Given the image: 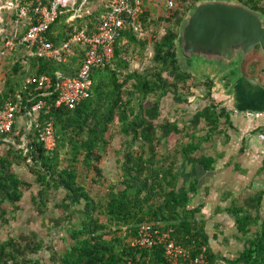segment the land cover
<instances>
[{
    "label": "trees",
    "instance_id": "trees-1",
    "mask_svg": "<svg viewBox=\"0 0 264 264\" xmlns=\"http://www.w3.org/2000/svg\"><path fill=\"white\" fill-rule=\"evenodd\" d=\"M197 1L181 0L182 6L170 17L158 19L169 23L165 32H154L151 38L146 34L148 13L144 11L139 21L120 35L113 61L95 70L90 98L75 108L60 106L40 111L27 134L23 131L18 135V125L12 133L0 132V228L10 223L9 213L15 215L26 191L35 185L38 191L32 193V201L42 215L50 210L53 194L64 192L55 204L62 214L54 220L60 228L64 223L69 225L63 249L56 248L54 239L47 243L35 231L0 238V264H45V250L55 264H168L162 247L140 249L134 245L145 222H161L177 245L191 249L193 257L205 253L209 264H264L261 205L255 207V215L246 207L237 212L244 250L234 259H227L210 245L201 214L204 205H192L199 192L198 178L188 181L179 171L183 163L195 171L199 167L215 169L218 158L207 155L205 146L222 135L229 137L228 130L234 128L231 110L222 105L224 101L211 96L214 81L209 78L201 83L183 70L176 52L182 21ZM240 1L264 14V0ZM106 10L105 3L72 23L67 22L71 13L61 14L46 35L55 45H61L85 25L94 30ZM132 47L139 48L144 58L148 50L152 51L141 69H131L126 57ZM256 51L260 52V47ZM85 53L86 47L74 44L65 53L64 61L58 62L27 56L23 47L17 48L6 58L12 62L0 89V108L8 99L19 101L22 97L26 114L34 104L29 101L37 94L34 85H27L28 80L51 76L56 83L57 73L76 76ZM262 65L263 60L256 59L245 71L257 76ZM202 86L210 103L197 111L189 123L161 119L164 98L173 95L179 104H192ZM56 97L45 98L50 104ZM50 121L56 138L53 151H48L39 139ZM201 121L204 126L200 128ZM116 123L125 142L120 149L121 174L117 181H111L105 177L102 164L112 146ZM24 135L29 142L21 148ZM12 138L15 140H6ZM21 166L28 167L33 182L16 171ZM92 174L91 181L104 186V193L93 195L86 184ZM77 216L80 221L74 222Z\"/></svg>",
    "mask_w": 264,
    "mask_h": 264
},
{
    "label": "built area",
    "instance_id": "built-area-1",
    "mask_svg": "<svg viewBox=\"0 0 264 264\" xmlns=\"http://www.w3.org/2000/svg\"><path fill=\"white\" fill-rule=\"evenodd\" d=\"M77 3L78 0H0V68L19 47L24 48L27 56L58 62L64 61L65 53L72 45L86 47L85 60L78 75L57 73L56 83L51 76L28 80L27 85H34L37 93L29 101L34 104L26 113L31 119V126L42 110L50 111L52 107L60 106L73 109L90 98L95 70L104 69L113 61L120 35L130 25H135L144 13L142 0H105L107 10L94 30L85 25L68 41L55 45L46 33L61 14L73 9ZM170 5L173 6V3L170 2ZM55 95L56 99L49 104L45 97L53 99ZM21 101L22 97L19 101L8 99L0 108V132L9 134L14 131L18 116L23 113ZM246 116L261 119L264 113L246 112ZM39 139L48 151L56 148L52 121L47 123ZM133 242L140 249L162 247L168 264H209L205 253L193 257L191 249L177 245L171 231H164L161 222H145Z\"/></svg>",
    "mask_w": 264,
    "mask_h": 264
},
{
    "label": "crops",
    "instance_id": "crops-1",
    "mask_svg": "<svg viewBox=\"0 0 264 264\" xmlns=\"http://www.w3.org/2000/svg\"><path fill=\"white\" fill-rule=\"evenodd\" d=\"M101 4H105V0H101ZM88 5H91L90 0H78L73 9L65 12L71 13L67 22L93 13L87 9ZM261 60L264 65L263 54ZM257 76L264 85V75ZM218 91L214 88L211 96ZM222 105L227 106L225 102ZM231 121L234 128L228 130L229 137L222 135L205 146L207 155L218 158L215 169L207 171L199 167L195 171L183 163L179 170L188 181L198 178L199 192L192 205H204L201 214L206 221L210 245L215 253L230 260L244 250L245 244L237 250L243 241L236 222L237 212L246 207L255 215V207L261 205V221L264 219V118L253 119L247 117L246 112L231 110ZM222 264L229 263L222 261Z\"/></svg>",
    "mask_w": 264,
    "mask_h": 264
},
{
    "label": "water",
    "instance_id": "water-1",
    "mask_svg": "<svg viewBox=\"0 0 264 264\" xmlns=\"http://www.w3.org/2000/svg\"><path fill=\"white\" fill-rule=\"evenodd\" d=\"M176 46L183 70L221 80L213 97L229 110L264 113L261 78L244 70L247 56L257 47L264 56V14L240 0H198L182 21Z\"/></svg>",
    "mask_w": 264,
    "mask_h": 264
},
{
    "label": "rangeland",
    "instance_id": "rangeland-1",
    "mask_svg": "<svg viewBox=\"0 0 264 264\" xmlns=\"http://www.w3.org/2000/svg\"><path fill=\"white\" fill-rule=\"evenodd\" d=\"M170 2L173 3V6L170 5ZM144 11L148 13V22L145 24L146 28L149 30L146 32L151 38L154 32H157L159 35H162L165 32L166 27L168 26V22L159 21L158 19L162 16L170 17L171 13L182 6L181 0H142ZM102 6L101 0L96 3L91 2V5H88L87 9L92 11L98 10ZM143 31L141 32V34ZM262 52H257L256 50L249 54L244 62V70L248 64L256 59H262ZM152 55L151 49L147 52V58L142 57L139 53V48H131L130 52L127 53L126 57L131 61V69H141L145 64L148 63L149 57ZM11 62L5 60L0 68V89L4 87L6 81V75L10 71ZM192 74V73H191ZM193 75V74H192ZM197 80L201 83H205L209 78H201L200 76L193 75ZM214 81V88H217V82L221 81L214 77L212 79ZM192 83V81H191ZM264 83V80H263ZM217 91V89H215ZM198 97L193 99L195 102L192 104L182 103L179 104L174 100L173 95H169L162 101V116L163 118H170L172 120H181L186 123H189L197 111L204 108L206 105L210 103L209 98H205L206 90L202 86L198 89ZM202 96V97H201ZM204 96V97H203ZM195 98V97H194ZM18 129L17 134H22L23 131H27L28 126L31 124V119L27 114L21 113L18 116ZM204 126V122L201 121L200 128ZM113 133L115 137L112 142V146L105 154L103 161V169L105 177H107L111 181H117L121 174V159L123 154L120 149H122V144L125 142V137L120 134V129L118 127V123L113 129ZM24 143L19 147L25 148L29 142L26 139V136H22ZM12 138L10 141H14ZM16 171L26 180L33 182L34 176L30 174L27 166L17 167ZM93 174L88 176L86 184L90 187L93 195H97L105 192V187L102 185L94 184L91 180L93 178ZM38 187L35 185L30 190L26 191L24 198L19 204V208L16 211L15 215L9 213L8 218L10 219V223L2 226L0 228V238L5 239L8 236H20L24 233H28L31 231L37 232L42 238L45 239L47 243L53 242L56 244L57 249H63L66 245L64 238H68V223H64L63 227L60 228L56 225L54 219H58L61 216L62 211L55 208V204L58 203L63 197L64 192L61 190L56 194H53V198L50 203V210L48 213L42 215L38 213L37 207L32 201V193H37ZM74 222H79L80 217L77 216L74 219ZM63 229V230H61ZM245 243L244 240L241 241V246L237 248V250L242 249V245ZM55 248V249H56ZM239 255V253H237ZM43 262L45 264H55L50 258V252L45 250L43 253ZM237 255V256H238ZM236 256V257H237Z\"/></svg>",
    "mask_w": 264,
    "mask_h": 264
}]
</instances>
